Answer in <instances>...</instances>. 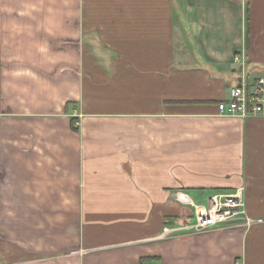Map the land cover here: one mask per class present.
<instances>
[{"label": "crops", "instance_id": "1", "mask_svg": "<svg viewBox=\"0 0 264 264\" xmlns=\"http://www.w3.org/2000/svg\"><path fill=\"white\" fill-rule=\"evenodd\" d=\"M237 54L264 76V0H0V264H264V223L164 235L176 191L264 219Z\"/></svg>", "mask_w": 264, "mask_h": 264}, {"label": "built area", "instance_id": "2", "mask_svg": "<svg viewBox=\"0 0 264 264\" xmlns=\"http://www.w3.org/2000/svg\"><path fill=\"white\" fill-rule=\"evenodd\" d=\"M234 63L238 64V82L229 90L227 100L218 104L221 116L246 121L251 118H264V76L249 75L245 57L237 54ZM173 200L192 208L189 218L179 229L165 228L164 235H172L179 230L198 234L224 228L251 230L264 223V219L252 218L247 214L244 189L232 193H216L209 199L208 205L194 201L187 193L176 191Z\"/></svg>", "mask_w": 264, "mask_h": 264}, {"label": "rangeland", "instance_id": "3", "mask_svg": "<svg viewBox=\"0 0 264 264\" xmlns=\"http://www.w3.org/2000/svg\"><path fill=\"white\" fill-rule=\"evenodd\" d=\"M177 50H180V48L177 45ZM188 192V191H187ZM213 194L210 193V191H202V190H190L189 191V196L196 201L197 203L203 204V205H208L209 199ZM182 207V211L184 213H191L192 212V208H190L189 206H181ZM191 211V212H190Z\"/></svg>", "mask_w": 264, "mask_h": 264}, {"label": "trees", "instance_id": "4", "mask_svg": "<svg viewBox=\"0 0 264 264\" xmlns=\"http://www.w3.org/2000/svg\"><path fill=\"white\" fill-rule=\"evenodd\" d=\"M247 41H249V40H247ZM237 72L240 73V70H237ZM72 128H73V130L78 131V127L76 126V119H72ZM147 260H149V259H143L141 264H145L147 262Z\"/></svg>", "mask_w": 264, "mask_h": 264}, {"label": "bare ground", "instance_id": "5", "mask_svg": "<svg viewBox=\"0 0 264 264\" xmlns=\"http://www.w3.org/2000/svg\"><path fill=\"white\" fill-rule=\"evenodd\" d=\"M187 207V206H186ZM191 208V207H190Z\"/></svg>", "mask_w": 264, "mask_h": 264}]
</instances>
